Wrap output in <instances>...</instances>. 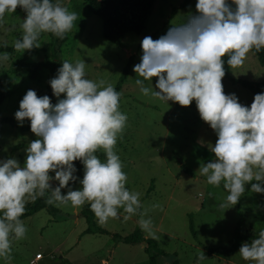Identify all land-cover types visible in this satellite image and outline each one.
I'll list each match as a JSON object with an SVG mask.
<instances>
[{"label":"clouds","instance_id":"1","mask_svg":"<svg viewBox=\"0 0 264 264\" xmlns=\"http://www.w3.org/2000/svg\"><path fill=\"white\" fill-rule=\"evenodd\" d=\"M18 6L26 15L22 35L12 45L17 51L40 48L38 37L44 32L63 39L77 18L61 0H0V24ZM140 47V62L133 65L143 78L136 80L140 92L180 106L195 101L200 119L213 130L214 143L197 141L213 154L198 169L207 184L222 183L227 195L220 207L235 205L249 182L248 191L264 194V90L246 105L236 93L226 94L222 84L225 63L239 67L250 50L264 49V0H196L179 24H170L156 39L144 36ZM8 59L7 52L0 53V62ZM153 77L154 90L144 86ZM47 83L55 103L30 88L13 113L17 125L27 120L36 137L24 148L23 161L0 157V258L9 259L13 239L26 233L20 217L28 199L35 201L46 190H51L46 203L57 207L70 203L78 208L87 202L101 225L119 218L121 209L125 220L141 209V194L126 187L127 175L114 151L127 122L119 108L122 93L103 79H89L84 60L60 61ZM99 149L104 160L96 155ZM74 161L83 165L82 178ZM137 224L157 238L143 212ZM237 252L245 261L264 264V228L241 242ZM205 258L203 251L198 253L197 264Z\"/></svg>","mask_w":264,"mask_h":264},{"label":"rangeland","instance_id":"2","mask_svg":"<svg viewBox=\"0 0 264 264\" xmlns=\"http://www.w3.org/2000/svg\"><path fill=\"white\" fill-rule=\"evenodd\" d=\"M196 0H155L152 14L145 29L139 35L128 34L123 47L103 38V22L91 13L82 0H61L70 12L76 13V20L66 32V42L60 50V59L85 61L87 77L93 81L105 80L116 88L132 57L129 75L121 87L120 111L127 114L123 131L118 134L114 151L119 155L122 171L127 175L126 187L139 192L141 209L137 214L123 218L126 213L119 210V218H109L101 225L111 234L128 236L139 229L137 219L144 213L151 220L152 231L159 246L167 253L161 264H197V255L210 249L227 246L234 237L240 215L238 205L224 202L226 191L220 186L206 183L199 174V165L212 158L198 139L215 142L213 130L200 119L193 101L189 106L177 102L144 96L136 84L139 77L133 65L140 62V40L144 36L156 39L170 24H179L183 17L194 10ZM186 6L183 7V4ZM25 16L18 12L6 13L0 24V53L7 52L9 59L0 62V94L8 95L0 104V117H9L13 123L0 125V157L15 156L21 162L28 141L35 139L30 131L19 129L13 113L27 89H34L38 95L45 94L47 80L51 77L42 68L38 79L29 78L22 67L27 62H51L50 35H45L40 48L29 51L10 52L13 42L22 35L20 28ZM35 57V59H33ZM230 76L249 81L264 80V66L252 51L244 63L231 68ZM156 77L144 80V86L153 89ZM153 82V84H152ZM224 92H234L243 104H250L253 95L240 85H234L228 78L222 79ZM154 90V89H153ZM63 96V94H62ZM56 102V98L53 103ZM29 125L27 120L24 124ZM103 151L102 149H100ZM103 160V159H101ZM190 168L195 176L187 174L182 166ZM83 175V169L81 171ZM52 173H50L51 175ZM50 183L56 185L57 181ZM246 191L240 197V209L245 214L242 230L256 234L264 228V194ZM81 185L76 183L73 188ZM62 193L66 190H61ZM211 193V195H209ZM31 200L28 199V202ZM82 206L71 204L56 208L58 214L50 215L42 210L22 220L26 233L19 240L13 239L9 259L0 258V264H149L145 244L129 245L117 243L111 235L84 234L86 221L81 216ZM190 216L196 231H190ZM141 229V228H140ZM142 230V229H141ZM144 238H151L142 230ZM38 254L42 258L38 259ZM199 264H255L243 260L235 253L230 260L207 256Z\"/></svg>","mask_w":264,"mask_h":264},{"label":"trees","instance_id":"3","mask_svg":"<svg viewBox=\"0 0 264 264\" xmlns=\"http://www.w3.org/2000/svg\"><path fill=\"white\" fill-rule=\"evenodd\" d=\"M84 4H86L91 13L98 16L103 22V38L119 47H123V39L128 34H141L145 29L146 23L152 14V9L154 7L155 0H82ZM186 6V3L183 4V7ZM15 12L21 13L22 15H26V13L18 6ZM45 35H50L51 44H50V52H51V62H27L23 63L22 67L26 70L28 76L32 80L38 79L40 75V71L42 68H46L50 72V76L53 77L55 75L56 69L60 66V50L62 46L66 42V33L64 34L63 39H58L52 33H41L38 37V41H40ZM10 52H15L12 47H4ZM254 53L258 61L262 66H264V49H261L257 52L255 49L250 50ZM225 61L227 56H225ZM133 63L132 57L129 60V65L123 73L119 83L116 86V90L120 92L122 85L126 81L130 67ZM232 67L228 66L225 63V75L223 78H228L230 82L234 85H240L244 89H247L254 95L262 90H264V80L263 81H249L245 79H237L230 76V70ZM50 77V78H51ZM222 78V79H223ZM45 94H48L51 98V102L53 103L55 97L52 96V91L50 86L47 84V88ZM8 92L5 90L0 94V104L7 97ZM3 123L12 124L13 121L9 117H0V125ZM22 131H30L29 125H25L20 127ZM96 155L100 159H105L103 151L100 149L97 150ZM77 166V175L82 178V169L83 165L79 161H74ZM183 170L192 176H195V173L185 165L182 166ZM72 183V182H70ZM76 183H72V187ZM53 186H55L53 184ZM66 190V189H62ZM51 195V190H46L44 196L38 197L35 201H30L25 206L24 214L20 217L21 220L29 218L38 212L45 210L50 215L56 216L58 214V209L53 204L46 203V200ZM238 205V214L241 216L233 239L227 246L217 247L215 249H210L206 255L214 256L216 255L219 258H222L225 261L231 259V257L237 253L238 248L241 242L246 240H251L255 238L256 234L247 233L242 230V225L244 223L245 214L240 209V201L236 203ZM81 216L84 218L87 224V228L84 231V234H106L111 235L113 240L117 243H124L129 245L135 244H145V252L149 258V264H161L162 259L167 256V253L159 246L157 240L153 238H144L142 230L139 228L132 234L128 236H123L118 233L111 234L106 229L102 228L95 217L94 213L90 210L89 204H85L81 209ZM190 231L194 237H196V231L194 229V225L192 222V216H190ZM174 264H180L178 261H175Z\"/></svg>","mask_w":264,"mask_h":264},{"label":"built area","instance_id":"4","mask_svg":"<svg viewBox=\"0 0 264 264\" xmlns=\"http://www.w3.org/2000/svg\"><path fill=\"white\" fill-rule=\"evenodd\" d=\"M37 258L38 259L42 258V255L41 254H38Z\"/></svg>","mask_w":264,"mask_h":264}]
</instances>
